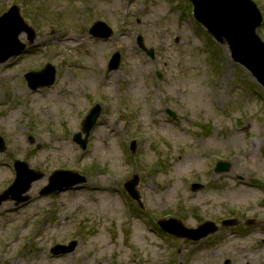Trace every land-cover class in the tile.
<instances>
[{"label":"rangeland","instance_id":"374dc122","mask_svg":"<svg viewBox=\"0 0 264 264\" xmlns=\"http://www.w3.org/2000/svg\"><path fill=\"white\" fill-rule=\"evenodd\" d=\"M255 1L264 16V0ZM15 6L35 36L20 34L26 50L0 64V193L18 162L29 165L18 191L30 170L43 175L28 202L10 194L0 206V264H264V88L194 18L192 3L0 0V15ZM98 20L113 29L108 38L94 35L107 31ZM116 52L121 64L109 69ZM49 64L55 83L32 90L25 74ZM218 160L230 162L227 172L215 171ZM57 169L86 182L41 195ZM135 173L140 200L126 188ZM166 215L219 227L198 241L177 237L153 226Z\"/></svg>","mask_w":264,"mask_h":264},{"label":"water","instance_id":"95a60500","mask_svg":"<svg viewBox=\"0 0 264 264\" xmlns=\"http://www.w3.org/2000/svg\"><path fill=\"white\" fill-rule=\"evenodd\" d=\"M195 3V13L199 20L204 22L210 31L220 40L226 38L230 44L234 56L237 61L248 67L262 82H264V42L256 35V28L261 23V15L256 5L251 0H193ZM16 13V9L12 12L4 14L0 19V61H4L11 55L18 54L22 51L23 45L18 40L19 34L27 27H21L24 23L20 15L11 18V13ZM100 24H104L101 22ZM108 32L98 33V35L108 36ZM120 63V54L116 53L111 61L110 67L117 68ZM53 70V69H52ZM54 72L47 68L43 72L35 73L30 77L31 84L34 87L44 84H50L54 80ZM98 109L92 112L85 123V130L90 132L94 120L97 116ZM174 115L173 113H171ZM0 149H4V145H0ZM20 181L23 180V168L28 169L27 165L18 162ZM31 171V170H30ZM32 172V171H31ZM41 177V174L33 175L26 182L23 189L17 190L18 183L12 186L11 189L0 195L1 203L10 197L12 194L17 199V203L26 201L28 197L21 196L26 192L31 183ZM136 180L138 178L136 177ZM79 181H72L69 184L73 185ZM67 185V184H66ZM65 185H50L43 190L46 194L57 188H63ZM178 227H166L167 230L176 234L185 235L193 239H199L206 236L209 232L216 230L214 223L208 222L199 229H186L182 225ZM75 243L70 246H57L54 251L56 254L72 251L75 248Z\"/></svg>","mask_w":264,"mask_h":264},{"label":"bare ground","instance_id":"6f19581e","mask_svg":"<svg viewBox=\"0 0 264 264\" xmlns=\"http://www.w3.org/2000/svg\"><path fill=\"white\" fill-rule=\"evenodd\" d=\"M58 138L56 137L55 140H57Z\"/></svg>","mask_w":264,"mask_h":264}]
</instances>
